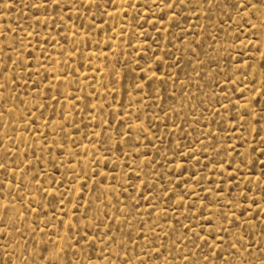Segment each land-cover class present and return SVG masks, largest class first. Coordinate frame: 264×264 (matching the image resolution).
Returning a JSON list of instances; mask_svg holds the SVG:
<instances>
[{"label": "rangeland", "instance_id": "rangeland-1", "mask_svg": "<svg viewBox=\"0 0 264 264\" xmlns=\"http://www.w3.org/2000/svg\"><path fill=\"white\" fill-rule=\"evenodd\" d=\"M235 3L0 0V264H264V0Z\"/></svg>", "mask_w": 264, "mask_h": 264}, {"label": "snow or ice", "instance_id": "snow-or-ice-1", "mask_svg": "<svg viewBox=\"0 0 264 264\" xmlns=\"http://www.w3.org/2000/svg\"><path fill=\"white\" fill-rule=\"evenodd\" d=\"M51 2L54 3V4H58L59 0H51ZM90 2H91V0H90ZM162 2H163V0H162ZM188 2H189V0H180L181 4H185V3H188ZM203 2H206L209 6H211L214 3L215 4H219L220 0H203ZM175 3H176V0H167V6L169 8H171L172 5L175 4ZM248 6H249V0H245V3H243V4L240 3V0H236V3L233 5V7L236 9V11L238 13H239L240 9H244V11L246 12L248 10ZM0 219H2V218H0ZM209 223H211V222L209 221ZM185 227H188L189 231H192L190 226H185ZM197 236H199V233H197ZM214 239H222V237L217 235L216 237H214ZM193 243H195V240L193 241ZM205 243H206L207 247H211V245L207 244V241H205ZM230 247H235V244L231 245ZM245 250L247 251L248 249L246 248ZM184 258L187 259L188 257L185 256Z\"/></svg>", "mask_w": 264, "mask_h": 264}]
</instances>
